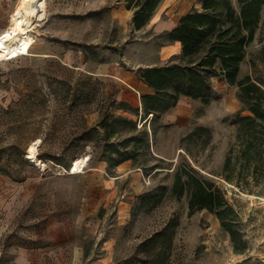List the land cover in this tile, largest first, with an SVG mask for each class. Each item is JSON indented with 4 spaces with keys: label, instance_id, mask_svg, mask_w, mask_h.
Instances as JSON below:
<instances>
[{
    "label": "rangeland",
    "instance_id": "374dc122",
    "mask_svg": "<svg viewBox=\"0 0 264 264\" xmlns=\"http://www.w3.org/2000/svg\"><path fill=\"white\" fill-rule=\"evenodd\" d=\"M17 1L0 0V32ZM199 1L162 0L155 21L170 27L181 14L199 8ZM126 5V0H48L46 20L31 32L30 54L0 62V190L9 186L7 205L15 215L0 237V264H14L18 247H34L35 227L51 216L77 225L76 244L92 252L84 264H92L103 249L114 254L111 264H264V156L243 169L232 162V183L223 176L238 139L237 115H250L242 110L237 86L214 78L207 101L181 97L152 125L141 98V109L121 99L119 88L127 86L118 77L138 76L159 63L156 51L167 38L154 36L151 25L134 31ZM260 32L246 46L238 80L264 81ZM102 64L104 75L100 69L96 76ZM197 127L210 131L204 147L203 134L189 137ZM35 140L43 170L25 159ZM110 145L131 158L109 166ZM81 155L89 158L85 173L64 174ZM100 161L107 164L103 185L92 175ZM182 164L224 191L245 250L235 252L214 214L203 209L189 215L187 198L170 193ZM120 167L127 175L118 179ZM159 186L168 188L165 198L152 209L139 207L140 195ZM98 218L93 233L85 223ZM166 227L173 232L171 247L154 257L150 238Z\"/></svg>",
    "mask_w": 264,
    "mask_h": 264
},
{
    "label": "trees",
    "instance_id": "16d2710c",
    "mask_svg": "<svg viewBox=\"0 0 264 264\" xmlns=\"http://www.w3.org/2000/svg\"><path fill=\"white\" fill-rule=\"evenodd\" d=\"M161 1L126 0V9L132 12L134 31L146 26ZM199 3L200 9H192L182 15L177 25L163 34L168 41L180 43V55L167 64L138 72L139 79L151 89L150 93L140 96L142 110L146 116L151 115L153 125L162 114L175 107L181 97L207 101L214 78L237 86L239 99L244 106L242 110L250 115H237V143L230 148L224 162L223 176L232 183L236 174L232 162L243 169L252 160L258 161L264 156V81L254 82L250 76L237 79L240 64L246 56V46L260 31L262 46L259 56L260 60H264V0H236L238 8L232 0H200ZM123 123L134 126V122L129 120ZM197 134L205 137L201 142L203 147L209 144L210 131L207 128L197 127L189 137ZM134 139L130 137L129 141ZM110 146L112 149L106 151L109 166H118L131 158ZM113 155L117 157L113 158ZM167 192L166 186H159L140 195L139 207H156ZM170 193L177 199L187 198L189 215L203 209L214 214L221 228L229 235L235 252L245 250L246 242L238 230L235 209L214 182L198 176L190 166L182 164L175 169ZM168 229L166 227L150 238V243L157 249L154 257L170 249L173 232H167Z\"/></svg>",
    "mask_w": 264,
    "mask_h": 264
},
{
    "label": "crops",
    "instance_id": "0c3cea01",
    "mask_svg": "<svg viewBox=\"0 0 264 264\" xmlns=\"http://www.w3.org/2000/svg\"><path fill=\"white\" fill-rule=\"evenodd\" d=\"M197 9H200V7ZM156 13L157 9L145 27L151 25L150 29L152 28L154 36L161 37H165L163 34L175 27L179 18L185 14H181L180 17L176 18L173 25L167 27L164 23L155 21ZM145 27L141 30L145 29ZM156 53L157 59L160 60V62L153 63L149 67L162 66L169 63L174 57L180 55L181 45L179 42L167 40V42L160 45ZM104 67V64L101 66L97 65L95 75L100 76V69H102L101 75H104ZM118 78L127 86V88H125L126 90L121 89V86L119 88L121 90V99L129 101L133 108L139 109L140 107L141 109L140 95L143 93H150L151 89L146 86L136 74L123 73L120 74ZM106 167L107 164L105 161H100L99 165L95 168V172L92 173L95 178H100V185L104 184V171ZM125 169V167L117 168L118 179L127 175ZM8 187L9 186L6 185V188L0 190V211H4L5 213V215L0 216V237L10 229L12 220L15 217V215L11 213V208L7 205ZM100 221L99 218L97 220L90 219L85 225L88 230L91 229L90 231L96 233ZM76 230L77 225H73L70 220H59L56 216L47 218L34 229L33 238L36 243L34 247H18L14 250V264H84L86 261L91 260L92 252H86L84 246L76 244ZM113 260L114 254L109 251L105 252L103 249L100 250V255L92 261V264H111Z\"/></svg>",
    "mask_w": 264,
    "mask_h": 264
},
{
    "label": "bare ground",
    "instance_id": "6f19581e",
    "mask_svg": "<svg viewBox=\"0 0 264 264\" xmlns=\"http://www.w3.org/2000/svg\"><path fill=\"white\" fill-rule=\"evenodd\" d=\"M48 0H18L9 14L6 26L0 32V62L30 54L35 38L31 35L38 23L47 15ZM40 140L30 143L25 159L32 165L44 169L45 164L37 156ZM84 155L75 157L69 166V175L84 174L86 160Z\"/></svg>",
    "mask_w": 264,
    "mask_h": 264
},
{
    "label": "built area",
    "instance_id": "2783aa9c",
    "mask_svg": "<svg viewBox=\"0 0 264 264\" xmlns=\"http://www.w3.org/2000/svg\"><path fill=\"white\" fill-rule=\"evenodd\" d=\"M3 61H5V60H3ZM2 61V62H3ZM9 61V60H8ZM85 158H87L86 160L88 161V156H85ZM87 161H86V165L83 167V168H85L86 166H87ZM62 171H63V173L64 174H67V175H69V172L68 171H71V170H69V168L68 169H62ZM143 181L146 183V184H148L149 183V177H145V178H143Z\"/></svg>",
    "mask_w": 264,
    "mask_h": 264
}]
</instances>
